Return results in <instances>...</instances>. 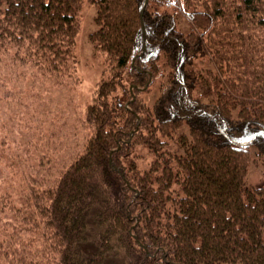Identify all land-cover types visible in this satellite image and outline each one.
Instances as JSON below:
<instances>
[{"label": "trees", "instance_id": "trees-1", "mask_svg": "<svg viewBox=\"0 0 264 264\" xmlns=\"http://www.w3.org/2000/svg\"><path fill=\"white\" fill-rule=\"evenodd\" d=\"M88 1L108 68L86 107L90 135L43 207L26 177L0 264H264V186L244 180L250 148L264 158V0ZM82 2L0 0V55L70 73ZM160 69L155 101L134 90L130 102L129 85ZM141 147L154 155L143 170Z\"/></svg>", "mask_w": 264, "mask_h": 264}, {"label": "rangeland", "instance_id": "rangeland-1", "mask_svg": "<svg viewBox=\"0 0 264 264\" xmlns=\"http://www.w3.org/2000/svg\"><path fill=\"white\" fill-rule=\"evenodd\" d=\"M96 13V4L83 0L77 14L75 63L70 73L38 68L28 58L25 64L14 62L11 50L0 55V210L3 206L6 209L0 214V231L12 232L15 218L8 208L11 205L23 208L27 195L23 191L26 177L33 198L43 207L46 199L40 192L54 186L62 170L75 159L90 135L84 118L86 107L94 100L97 85L108 69L105 54L89 39L98 28ZM177 16V27L183 32L188 31L190 23L181 13ZM143 52L144 49L140 53ZM140 53L134 64L132 60L127 65L124 79L130 80V66L140 71L136 64L137 57L142 56ZM205 61L194 59L192 67L202 68ZM162 72L160 69L152 78L149 75L143 86L130 84L131 99H135L136 90L138 101L143 100L150 106L159 96ZM123 84L127 87L125 82ZM123 92L118 88L114 95L118 98ZM167 149L173 151L171 146ZM134 155L139 170L145 169L154 159L153 153L142 147L136 149ZM244 180L247 186H264V158L257 156L252 147ZM38 193L40 195L36 196ZM29 205H33V201ZM30 212L27 211V218ZM8 238L2 240L5 242Z\"/></svg>", "mask_w": 264, "mask_h": 264}, {"label": "water", "instance_id": "water-1", "mask_svg": "<svg viewBox=\"0 0 264 264\" xmlns=\"http://www.w3.org/2000/svg\"><path fill=\"white\" fill-rule=\"evenodd\" d=\"M147 1V0H146ZM145 1V2H146ZM142 53H140V55H141ZM134 62H135V59H133V61H132V63L134 64ZM132 86H130V88H131ZM132 100H133V98H132ZM140 244V243H139ZM141 246H142V244H140Z\"/></svg>", "mask_w": 264, "mask_h": 264}]
</instances>
